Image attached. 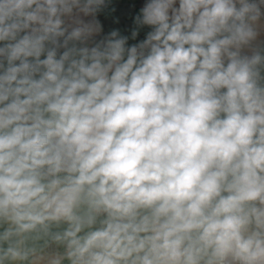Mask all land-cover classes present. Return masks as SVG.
<instances>
[{
    "label": "clouds",
    "instance_id": "clouds-1",
    "mask_svg": "<svg viewBox=\"0 0 264 264\" xmlns=\"http://www.w3.org/2000/svg\"><path fill=\"white\" fill-rule=\"evenodd\" d=\"M114 7L0 0V264H264V0Z\"/></svg>",
    "mask_w": 264,
    "mask_h": 264
},
{
    "label": "crops",
    "instance_id": "crops-1",
    "mask_svg": "<svg viewBox=\"0 0 264 264\" xmlns=\"http://www.w3.org/2000/svg\"><path fill=\"white\" fill-rule=\"evenodd\" d=\"M115 7L105 13V27L106 29L119 28L121 31L127 33L132 23V15L134 9L132 5L137 0H112ZM143 33H141V38Z\"/></svg>",
    "mask_w": 264,
    "mask_h": 264
}]
</instances>
